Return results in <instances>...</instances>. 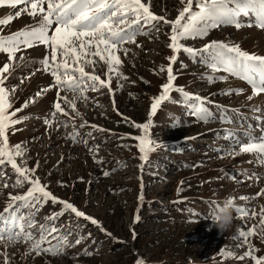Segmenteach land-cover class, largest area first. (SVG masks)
<instances>
[{"label": "rangeland", "instance_id": "obj_1", "mask_svg": "<svg viewBox=\"0 0 264 264\" xmlns=\"http://www.w3.org/2000/svg\"><path fill=\"white\" fill-rule=\"evenodd\" d=\"M182 7L180 0H152L151 10L172 20ZM14 11L7 7L0 8V18ZM243 22L249 21L245 19ZM32 24V18L24 14L5 27L2 34H10ZM169 31V26H161L158 33L151 31L149 36L140 35L137 42L142 47L127 44L125 47L131 49L128 56L120 53L123 60L121 70L129 77L128 81H122L124 88L115 92L114 97L122 115L113 111V97L107 89L89 91L87 96L90 99L77 103L83 119L71 113L67 105H62L71 116V119L69 116H59L60 120L68 121L67 128L57 129L55 122L48 127L43 122L52 110L55 90L47 92L17 114L18 117L30 118L15 126L20 130L14 135L10 133L9 141L12 145L27 142L28 167H34L38 162L36 175L42 183L49 185L54 195L70 201L79 210L97 219L112 235H106L83 218L77 219L74 214L66 213L55 221L56 227L61 232H68L71 226L72 234L68 239L74 242L78 237H83L80 244L67 248L64 255L42 254L36 257L33 253L27 258L24 253L28 246L22 242L7 249L0 245V253L6 250L11 264H135L137 259H142L145 264H252L248 258L239 261L223 259L219 255L220 249L232 251L237 256L247 250V246L237 247L240 241L232 239L241 226L256 228L258 235L251 238V243L259 250L256 255L264 256V240L261 239L264 225H261L259 215L264 207V196L239 199L241 196L254 197L264 188V165H259L252 154H225L235 141L247 143L249 136H260L261 126L264 125V95L248 101L251 88L246 82L226 72L213 73L200 62L199 57L181 53L173 66L177 76L176 85L187 92L207 97L211 101L207 107L215 114V119L205 124L188 115L182 102L165 103L154 117L155 126L151 129L153 138L163 147L150 154L142 171L138 168L141 161L134 146L136 141L121 139L126 134H140L123 117L138 123L145 122L150 97L157 95L160 85L166 82V73L153 74V70L158 71L161 65L168 63L165 57L171 55L167 47ZM212 40L239 44L249 53L264 55V30L256 27L237 30L222 26L212 30L204 39L183 43L199 49ZM24 55L33 62L16 69L7 81V86H19L13 97L12 110L20 108L26 100L35 97L38 91L52 82L50 75L36 71L41 68L39 60L46 55L43 46L28 49ZM5 62L6 55L0 54V66ZM86 70L92 71L91 67ZM105 71L106 66L98 62L96 74L105 78ZM33 72L36 74L31 76ZM28 76L31 78L24 79ZM209 76L215 78L213 82H209ZM221 76L226 79L221 80ZM21 80L24 82L21 83ZM112 87L116 88L115 79ZM240 88L244 89L243 94H225L228 89ZM129 93L133 96H129ZM67 95L71 97V93ZM172 97L176 101L182 99L175 92ZM97 104L100 106L97 107ZM256 108L261 111H255ZM222 116H226L230 123L222 122ZM174 118L179 119L182 125L172 126ZM84 121L110 131H95L90 126L80 128ZM73 125L80 137L93 133L92 137H87L88 145H99L95 159L103 163H95L93 154L83 143H73L66 138L73 131ZM229 132L234 134L235 139L229 136ZM5 171L11 184L16 178L15 174L10 166ZM105 171L110 175L105 177ZM245 171L248 177L255 173L262 178L259 182L255 178L246 179L242 175ZM229 177H236L242 183H236ZM58 181L66 186L61 187ZM177 188H182L179 194ZM26 190L27 185L0 188L3 193L0 195V211L6 205L9 192L21 194ZM141 191L144 199L138 201ZM228 197L234 198L235 206L254 210L257 215L242 220L233 207V227L228 232L220 233L211 227L208 218L216 206ZM60 209L61 205H54L50 201L44 205L36 215L37 228L40 224L48 223L45 217ZM134 215L140 217L135 224ZM32 231L39 235L36 228ZM85 252L92 254L89 256ZM3 259L0 255V264H3Z\"/></svg>", "mask_w": 264, "mask_h": 264}, {"label": "snow or ice", "instance_id": "obj_2", "mask_svg": "<svg viewBox=\"0 0 264 264\" xmlns=\"http://www.w3.org/2000/svg\"><path fill=\"white\" fill-rule=\"evenodd\" d=\"M180 4L183 7L178 9V14L174 19L169 20L166 16L157 15L151 10L152 0H0V8L7 7L15 10L14 13L10 12L0 18V54L6 55V62L0 66V188H18L27 185V190L21 194L9 192L6 205L0 211V245H3L5 249L22 242L28 246L24 253L25 258L33 253L36 257L42 254L52 256L66 254L67 248L80 244L83 239V237H78L74 242H70L68 237L72 234L71 226L68 232H61L56 227L55 221L66 213L74 214L77 219L83 218L97 226L106 235H112L102 227L97 219L88 216L70 201L54 195L49 190V185L42 183L36 175L39 163L37 162L34 167H28L27 142L22 141L12 145L9 141V134L14 135L20 130L15 126L30 118L29 116L18 117L17 114L52 90H55L56 98L53 101L51 112L43 120L48 127H52L55 122L57 129L67 128L68 121L60 120L59 116H69L71 119L70 112L83 119L77 103L88 101L90 98L87 92L89 91L101 92L107 89L108 94L113 97V111H116L117 115H122L116 107L114 97L115 92L123 90L122 81H128L129 77L121 70L123 60L120 53H123L124 57L128 56L131 49L125 47L127 44H134L137 48L142 47L137 42L138 36H149L151 31L158 33L161 26L170 27L167 47L171 55L165 57L168 63L161 65L158 71L153 70V74L166 73V82L160 85L157 95L150 97L151 102L145 122L138 123L128 117H123L126 123L140 133L139 135L126 134L121 139L136 141L134 146L139 153L138 158L141 163L138 168L141 171L149 161L150 154L163 147L153 138L151 129L155 126L154 117L165 103L182 102L188 115L205 124L215 119V114L207 107V104L211 103L207 97L187 92L182 86L176 85L177 76L173 66L181 53L190 57H199L200 62L204 63L213 73L226 72L246 82L251 88V94L247 96L248 101L264 95V55L249 53L239 44L224 41L212 40L199 49L183 43L187 40L204 39L212 30L222 26H231L237 30L243 27H256L264 30V0H180ZM24 14L32 18V25L7 35L2 34L5 27ZM245 19L249 22L244 23ZM38 46L46 49V55L39 60L41 68L36 71H43L50 75L52 82L38 91L35 97L26 100L20 108L12 110L13 97L19 86H7V81L16 69L33 62L24 53ZM98 62L106 66V71L103 73L105 78L96 74ZM88 67H91V72L86 70ZM35 74L36 72H33L31 76ZM31 76L24 79H30ZM114 79L115 89L112 87ZM208 79L209 82H213L215 78L209 76ZM220 79L226 78L221 76ZM23 82L24 80H21V83ZM144 82L148 83V81ZM174 92L180 94L181 101L173 99L172 93ZM67 93H71L70 98ZM233 93L243 94L244 89H228L225 92L226 95ZM129 96L133 94L129 93ZM62 105H67L70 112ZM255 111H261V109L256 108ZM221 121L230 123L226 116H222ZM181 125L182 122L179 119H173L172 126ZM85 126H90L95 131H110L95 124L88 125L87 121H84L80 128ZM92 135L93 133L89 132L86 137H80L79 131L73 125V131L68 133L66 138L73 143H83L93 154L94 162L100 164L103 161L95 159L99 145H88L87 137H92ZM229 136L234 138L231 132ZM225 154L230 156L252 154L256 156V162L259 165H264V125L261 126L260 136H249L247 143L235 141ZM9 166L16 177L11 184L8 182L5 171ZM103 175L107 177L110 173L105 171ZM242 175L246 179L255 178L257 182L262 178L255 173L252 177H248L246 171ZM229 179L242 183L236 177H229ZM58 184L61 187L66 186L59 181ZM141 189H143L142 184ZM181 191L182 188H177V194ZM2 194L0 192V195ZM260 196H264V188H261L254 197L241 196L239 199L249 200ZM143 199L141 191L138 201ZM233 199L230 197V202L239 218L247 220L250 216L257 215L254 210L235 206ZM49 201L54 205H61V209L45 217L48 223L40 224L37 228L36 215ZM259 215L260 223L264 225V207ZM139 219V215H134L133 224ZM34 228L38 236L32 231ZM256 235L258 233L255 227L241 226L232 239L240 241L237 247L247 246V250L237 256L232 251L220 249L219 255L223 259L234 258L244 261L248 258L252 264H264V256H257L256 253L259 250L251 243V238ZM132 237L136 238L135 232L132 233ZM261 239L264 240V236ZM85 254L90 256L92 253L85 252ZM0 255L4 258L3 264H11V257L6 250ZM135 264H145V262L137 259Z\"/></svg>", "mask_w": 264, "mask_h": 264}, {"label": "clouds", "instance_id": "obj_3", "mask_svg": "<svg viewBox=\"0 0 264 264\" xmlns=\"http://www.w3.org/2000/svg\"><path fill=\"white\" fill-rule=\"evenodd\" d=\"M234 219L233 205L230 202V197L226 198L221 204H218L208 218L211 221V227L220 233L230 231L233 227Z\"/></svg>", "mask_w": 264, "mask_h": 264}]
</instances>
